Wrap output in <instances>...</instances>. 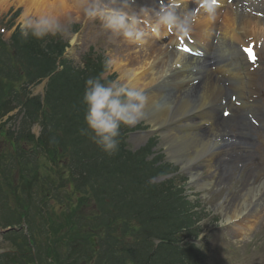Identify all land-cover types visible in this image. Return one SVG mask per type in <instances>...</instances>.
Returning a JSON list of instances; mask_svg holds the SVG:
<instances>
[{"label":"bare ground","instance_id":"obj_1","mask_svg":"<svg viewBox=\"0 0 264 264\" xmlns=\"http://www.w3.org/2000/svg\"><path fill=\"white\" fill-rule=\"evenodd\" d=\"M182 1L188 2L183 11L190 10L196 3V0ZM78 2L79 0H1L0 10L14 5L22 7L23 13H51L58 16L69 4ZM110 2L113 6H120V0ZM255 2L256 0H234L231 4H226L225 8H212L217 11L205 13L198 20L199 25L191 34L195 39L194 48L212 54L208 60H213V63H208L206 73L200 67L201 63L207 66L206 60L169 49L166 43L161 42V37L169 33L163 28L159 30L158 37L161 40L154 36V40L139 49L128 44L132 48H122L115 55L123 62L120 72L133 70V85L144 89L147 97L145 108L150 111L146 117L153 128H166V144L171 151L184 152L183 159L210 152L221 130V119L217 117V122L211 128L196 131V123L190 116L192 112H197L205 121L214 119L213 107L222 98L227 101L228 89H233L238 94V98L247 104V109L256 110L254 96L259 93L255 84L257 72L249 71L251 65L238 46L239 42L248 39L264 42V0H259L261 3L257 4ZM157 4V0H136L128 9L138 10L142 5L154 7ZM178 11H182V8ZM169 43L174 45L179 44V41L172 37ZM217 51L220 53L218 62L214 60ZM233 51L236 56L232 55ZM242 62H245L246 71L240 67ZM198 77L202 80L190 85ZM224 77H235L236 81L225 86ZM237 109L240 108L233 107V116L239 112ZM172 123L180 127H173ZM247 228L248 224L245 229Z\"/></svg>","mask_w":264,"mask_h":264},{"label":"trees","instance_id":"obj_2","mask_svg":"<svg viewBox=\"0 0 264 264\" xmlns=\"http://www.w3.org/2000/svg\"><path fill=\"white\" fill-rule=\"evenodd\" d=\"M16 35L14 44L19 55L18 67L15 65L18 60L0 56V74L7 72L6 77L9 78L4 87L1 86L0 88V99L7 94V89H10L9 85L13 87L11 83L13 80L21 81L26 76L34 81L49 74L56 67V54H60L63 50L59 41L55 43L56 47H52L49 43L43 45L44 39L29 37L25 40L21 37L20 32ZM2 53L8 55L6 50H3ZM66 67L63 72L51 78L44 102L39 96L32 97L28 101V115L34 120H38L42 115L43 140L50 144L51 150L48 154L50 163L44 164L46 167L44 175L42 174V178L37 177L35 180L36 186L39 187L36 189L38 193L32 194L33 180L29 174L28 181L32 188L30 187L31 191L26 193L28 188L23 187L22 202L24 205H28L33 204L32 201L39 202L46 200L47 197L54 198L51 192L42 191L51 183V175L58 176L53 182V190L58 188V181L62 187H67L71 183L72 191L74 190L73 196L77 192L94 189V184L90 181L95 182V184L97 182L98 190L101 193L97 202L105 208H115V211L120 213V215H115L116 221H119V216H122L119 224L122 226L123 232L131 233L132 221L122 214L120 205H123L125 201L121 194L131 192L138 186L145 185L147 187L146 178L152 174L142 172L141 168L137 166V171L140 173L135 175L136 178L130 175L126 176L122 167L130 169L129 164L125 161L130 154L125 150L123 144L118 146L114 153L108 154L95 144L88 135L81 134V129L87 127L84 119L86 105L83 103L86 77L82 75L78 78L77 74H73L70 68ZM12 70L21 71L14 72ZM144 157L145 155L140 159L143 160ZM84 171H86V181H80L77 174ZM40 193L43 194L42 198H40ZM165 199L167 197L164 195H156L150 199V203L155 205V214L149 217L152 214L150 210L145 215L149 217L147 227L159 225L160 216L167 213L165 212ZM50 200L52 199L49 198L47 201ZM47 201L46 203H48ZM164 216L170 217L171 214H164ZM164 220L167 221V218ZM166 232L171 234L173 239L169 234L160 235L166 241L161 243L159 247H165L167 250L173 249L171 244L175 242L176 237L190 233L189 230L183 232L182 224L175 229L171 226ZM169 240H172L171 244ZM144 243L146 247L143 249L144 251L137 249L132 252L128 250L121 256L122 260L118 264H129L128 261L142 263L144 259L152 258L153 256L148 253L149 241ZM141 245L142 241L132 246L140 247ZM117 258L115 257V264H117ZM159 261H161L159 264H186L184 259H172L167 256ZM191 264H199V262L196 258H192Z\"/></svg>","mask_w":264,"mask_h":264},{"label":"rangeland","instance_id":"obj_3","mask_svg":"<svg viewBox=\"0 0 264 264\" xmlns=\"http://www.w3.org/2000/svg\"><path fill=\"white\" fill-rule=\"evenodd\" d=\"M67 1L70 2V0ZM110 1L111 0H107V2L111 3ZM86 2L87 0H79L78 4H69L67 9L57 16L64 25L66 29L65 32L70 38L75 33L69 31V25L74 22L80 24L77 38L79 44L76 45L72 54V57L78 63L81 61V55L92 44L98 47V49H102L105 53H110L113 56L119 51V47H117L118 35L106 30L99 19L92 20L84 14L83 8ZM127 10L129 12L138 11L131 9ZM17 11L18 14L15 15L14 13ZM23 12L24 9L22 7L14 5L6 10H0V26L3 27L7 25L9 28V25H11L13 29L18 28V19ZM9 35L10 30H7L4 36L8 37ZM43 90L44 84L41 83L32 87V92L34 94L42 93ZM258 111L264 119V107L259 108ZM218 114L221 117V112ZM194 116L196 117V115ZM241 119L244 118L242 117ZM196 120L199 121L197 117ZM247 122L254 129L253 133L245 134L250 140L248 141V147L244 151L249 152L246 154L242 153L243 155L241 154L236 158L232 157L226 160V155L237 151L235 147L237 145H233L232 147L219 145L210 155L212 158L211 167L208 165V157H196L200 159L193 165L194 169L197 170L196 168L202 166L205 172L204 176H201V179L212 181V184H208L206 188L201 190H198V187L201 186V179H195V184L191 186L195 188L197 192L205 194L204 197L199 196V199H201L206 206L209 205L212 211L203 222L205 225L210 223L214 215H221V213L227 214L228 212L233 214L234 209L240 206L239 202L243 200L242 195L250 188L251 180H254L253 183L256 184L264 179V134L258 131L248 119ZM227 127H229V125H227ZM241 127L246 126L241 125ZM223 129L222 136L219 139L221 144L226 142V134L230 132L228 128ZM35 130H37V128H35ZM154 133L160 136L158 141L159 146L165 149V156L168 157V147L163 140L164 133L158 130H155ZM139 134L140 133L132 134L128 140L134 147L136 144H142L135 140ZM187 159L190 158H185V160ZM189 172L190 170L188 169L182 170V172L179 173V177L183 178H180L178 182L182 183L185 181L184 178L188 179ZM222 198H224L222 204L224 207L222 208V206H219L217 208L216 206ZM255 203L256 201L253 202L250 208L255 207ZM246 214L244 216H246ZM263 221L264 214L259 219V232H255L253 235L246 238L242 237L241 233L235 230L237 228L235 223L238 221H232L231 225H227L228 221L225 220L224 228L211 232L207 237V242L214 264H264V228L261 227Z\"/></svg>","mask_w":264,"mask_h":264},{"label":"clouds","instance_id":"obj_4","mask_svg":"<svg viewBox=\"0 0 264 264\" xmlns=\"http://www.w3.org/2000/svg\"><path fill=\"white\" fill-rule=\"evenodd\" d=\"M135 0H131L134 3ZM130 0H120V6H113L107 0H87L83 11L92 20L99 19L106 30L122 35L130 43H143L144 32L139 27L152 28L157 35L161 28L169 33L188 35L192 23L191 11L179 12L175 0H158L157 6H140L138 11L129 12ZM211 12V0L203 5ZM18 28L23 39H43L49 35L63 33L66 29L60 19L51 13H21ZM122 61L105 53L102 71L85 80L83 103L86 105V128L82 135H88L104 152L114 153L118 149L121 126H135L144 115L147 102L144 89L133 85L135 72H120ZM116 74L114 79L108 77Z\"/></svg>","mask_w":264,"mask_h":264},{"label":"snow or ice","instance_id":"obj_5","mask_svg":"<svg viewBox=\"0 0 264 264\" xmlns=\"http://www.w3.org/2000/svg\"><path fill=\"white\" fill-rule=\"evenodd\" d=\"M247 51L251 52V49H247Z\"/></svg>","mask_w":264,"mask_h":264}]
</instances>
